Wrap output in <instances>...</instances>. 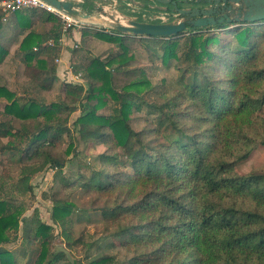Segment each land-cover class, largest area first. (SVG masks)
<instances>
[{"label": "trees", "instance_id": "16d2710c", "mask_svg": "<svg viewBox=\"0 0 264 264\" xmlns=\"http://www.w3.org/2000/svg\"><path fill=\"white\" fill-rule=\"evenodd\" d=\"M89 1L82 5L87 15L92 9ZM1 16L0 11L2 44L5 48L17 44L30 81H37L42 90L50 89L57 79L52 65L56 49L44 43L52 40L58 44L60 21L42 10L11 13L5 21ZM37 24L50 25V31L45 35L36 32ZM230 25L236 28L227 33V40L199 34L204 28L223 30ZM256 25L262 31L256 32ZM204 28L188 27L179 54L176 39L182 33L139 37L147 40L151 51L161 53L162 64L176 62L181 92L163 103L145 99L154 89L142 72L121 88L115 87L113 73L122 72L131 49L129 41L136 37L114 30L84 31L121 50L106 62L94 57L84 67L88 80L84 97L81 85L65 84V100L47 106L33 100L20 102L13 92L0 86V99L6 101L2 114L8 117L0 122V139H13L4 149L22 154L18 144L26 142L20 159H38L35 166L25 168L22 182L47 165L59 172L64 168L65 160L53 157L46 149L55 147L67 134L71 143L65 155L74 152V137L66 124L67 116L77 109L80 115L72 124L78 140L113 142L117 155L101 156L108 168H92L89 178L81 176L85 181L81 186L114 198L115 204L102 212L109 224H116L109 233L113 244L136 251L126 264H264V175L239 174L236 169L254 144L264 146L255 115L264 100V20ZM45 53L50 61L43 58ZM5 54L0 48V62ZM49 62L51 66L44 68ZM84 100L93 104L87 108ZM107 102L112 103L110 114L98 115ZM133 112L152 116L141 131L129 125ZM64 114L62 120L60 115ZM11 118L22 122L20 130L13 131ZM28 123H32L33 133H28ZM134 188L138 191L133 196ZM75 209L67 201L53 203L51 218L68 247L72 246L70 216ZM21 216L11 203L0 200V264H16L14 253L1 245L11 241L9 233L17 232L20 222L24 242L38 244L37 264H71L64 251H50V225ZM132 217L141 222L128 223ZM144 247L149 251L137 252ZM90 264H113V259L102 256Z\"/></svg>", "mask_w": 264, "mask_h": 264}, {"label": "rangeland", "instance_id": "374dc122", "mask_svg": "<svg viewBox=\"0 0 264 264\" xmlns=\"http://www.w3.org/2000/svg\"><path fill=\"white\" fill-rule=\"evenodd\" d=\"M84 1V0H83ZM140 3H145L139 7L129 4L128 0H90L92 9L90 17L93 20L84 21V28L79 30L69 29L63 31L60 23V38L57 45L50 40L44 44L55 47L56 53L52 57V65L55 67L56 80L53 81L50 89H40L37 81H30L28 71H26L23 54L17 51V44H13L5 48L0 41V48L6 50V54L0 62V86H4L9 91L13 92L20 102L33 100L36 103L49 105L54 102H63L65 95L63 92L65 84L81 85L84 89L83 97L88 93L87 79L83 75L84 67L91 61L92 58L98 57L106 62L109 59L116 57L121 53L120 48L116 44H111L105 41L98 40L84 31H103L109 33L111 28L105 23L106 18L117 23L128 21H143L160 23L173 21L176 22L180 17L172 12L161 11L158 9H149L146 5H157L150 0H136ZM154 3V4H153ZM83 11V10H82ZM104 11V12H102ZM85 13V12H84ZM107 15H111L110 18ZM156 16V17H155ZM9 19V16L6 17ZM3 20V14L1 16ZM9 21V20H8ZM5 23V22H2ZM255 31H262L260 26H253ZM50 25L37 24L35 31L45 35L50 31ZM236 28V25H230L228 28L219 30L214 27L204 28L200 30L203 36L216 35L228 39L230 31ZM228 33V34H227ZM11 35L10 32H7ZM176 40L178 43L177 52L179 54L182 49L185 32L182 33ZM227 34V35H225ZM45 41V40H44ZM147 40H140L139 37L129 41L131 49L127 54L128 61L121 66V73H113V83L116 88H121L129 80L139 76L142 72L143 76L149 81L150 86L154 89L150 93L145 94V99L149 103H163L170 97L180 93L181 86L178 84L180 73L175 69V61H171L168 66L161 63L160 52L151 51ZM2 44V45H1ZM217 51L216 47H212ZM35 49V48H34ZM33 49V50H34ZM36 51V50H34ZM48 54V53H47ZM49 55V54H48ZM48 55L43 54V58L48 61ZM50 61V60H49ZM44 68L48 69L50 62L46 63ZM118 64L114 65L117 66ZM33 68H37L33 63ZM132 70L130 74L125 71ZM42 79L39 77V80ZM87 108L93 104L86 100L83 101ZM6 101L0 99V122L6 121L8 117L2 114ZM112 103L107 102L106 106L97 111L98 115H109ZM179 108L177 110L179 111ZM181 109V108H180ZM80 115V110L77 109L67 116L66 127L70 129L74 139V152L69 156L65 155V150L68 144L71 143L66 135L62 136L61 141L53 148H47L53 157L64 159L65 166L59 172L49 165L43 170L31 176L28 182H22L25 177L23 171L28 166H35L38 159H20L23 153L25 143L18 144L21 152L15 150H5L4 146L12 138L0 139V200H5L11 203L14 209L20 210L22 218L30 219L38 218L43 223L52 227L51 240L49 244L50 251L64 249L70 257L71 264H90L102 256H109L113 259V264H126L127 260L132 257L134 252L126 248L113 244L110 231L115 228V225L109 224L106 216L102 212V208L109 209L114 203L113 197H107L97 191L85 190L81 185L84 179L89 178L90 170L105 169L101 156L114 155L118 151L110 141L106 144L100 142H83L78 140L77 129L73 126V121ZM257 117L258 132L264 136V100L261 108L255 113ZM63 120L64 115H60ZM152 116H146L145 112L131 113L129 125L138 132L146 127ZM10 125L13 131L20 130L22 122L11 118ZM32 123H28V133H33ZM30 126V127H29ZM166 137V136H165ZM77 139V140H75ZM168 139H171L168 138ZM17 144V142H15ZM248 158L240 162L236 167L239 174L258 173L264 175V146L254 144ZM30 153V152H29ZM33 153V152H32ZM28 155V154H26ZM22 172V173H21ZM30 188V189H28ZM137 188L132 190L133 196L136 195ZM56 200L67 201L73 203L76 207L71 214V247L66 245L65 240L60 235V227L53 222L51 218L53 203ZM124 222V218L120 219V223ZM139 217L128 219V223L138 224ZM11 241L1 245L2 249L14 253L16 264H37L38 244L32 241L29 244L24 242L22 222L19 224L17 232L9 233ZM80 239L81 242L75 240ZM74 242V243H73ZM73 243V244H72ZM149 249V248H148ZM146 247L141 248L137 252L149 251ZM58 264H64L59 262Z\"/></svg>", "mask_w": 264, "mask_h": 264}, {"label": "water", "instance_id": "95a60500", "mask_svg": "<svg viewBox=\"0 0 264 264\" xmlns=\"http://www.w3.org/2000/svg\"><path fill=\"white\" fill-rule=\"evenodd\" d=\"M56 9L64 10L69 15L82 20H89L90 15L81 12L79 5H73L71 2L59 0H44ZM134 2V0H131ZM194 1V0H184ZM200 0H195L198 3ZM211 6L202 9H181L176 7L174 0H153L159 5H171L174 11L181 19L176 22L152 23L142 21H128V26H122L120 23L112 22L109 28L121 34L132 35L134 37H172L187 31L188 27L204 28L215 26L216 24L231 22H253L264 20V0H203ZM158 9H164L162 6L153 5ZM68 259V253L64 249Z\"/></svg>", "mask_w": 264, "mask_h": 264}, {"label": "built area", "instance_id": "2783aa9c", "mask_svg": "<svg viewBox=\"0 0 264 264\" xmlns=\"http://www.w3.org/2000/svg\"><path fill=\"white\" fill-rule=\"evenodd\" d=\"M59 1H63V2L67 1V2H71L73 5H77V4H74L72 0H59ZM112 1L114 2L115 0H112ZM150 1L153 2V0H150ZM128 2L129 4L133 6L136 5L139 7L145 4V3L143 4V3L137 2L136 0H134V2L131 0H128ZM146 6L149 9H158V8L153 7V5H150V4H147ZM160 6H162L164 9H158V10H161L164 12L168 11L166 9L167 5H160ZM30 10H42L44 12L52 14L60 21L63 31H68L69 29L79 30V29L84 28L85 20L75 18L69 15L68 13H66L64 10L56 9L55 7H53L52 5H50L44 0H0V11L3 14V20H5V18L11 13L24 12V11H30ZM172 13L176 14L174 11H172ZM107 16L110 18L111 15H107ZM114 22H117V20L114 19Z\"/></svg>", "mask_w": 264, "mask_h": 264}, {"label": "flooded vegetation", "instance_id": "af4514ba", "mask_svg": "<svg viewBox=\"0 0 264 264\" xmlns=\"http://www.w3.org/2000/svg\"><path fill=\"white\" fill-rule=\"evenodd\" d=\"M174 1H176V7L181 8V9H192V8L202 9L204 7L211 6L210 4H207L206 2H204L203 0H200L198 3H196L195 0L186 1V2H184V0H174ZM166 9L169 12H172L173 7L171 5H167Z\"/></svg>", "mask_w": 264, "mask_h": 264}, {"label": "crops", "instance_id": "0c3cea01", "mask_svg": "<svg viewBox=\"0 0 264 264\" xmlns=\"http://www.w3.org/2000/svg\"><path fill=\"white\" fill-rule=\"evenodd\" d=\"M72 2L74 3V4H77V5H79L80 6V10H81V12H82V5H83V3L84 2H86V0H72ZM84 13V12H83ZM9 16V15H8ZM7 18H5V20H6Z\"/></svg>", "mask_w": 264, "mask_h": 264}, {"label": "bare ground", "instance_id": "6f19581e", "mask_svg": "<svg viewBox=\"0 0 264 264\" xmlns=\"http://www.w3.org/2000/svg\"><path fill=\"white\" fill-rule=\"evenodd\" d=\"M155 17H156V16H155ZM90 20H93V18H90ZM105 23H106V24H110V23H112V22H110V20H109L108 18H106ZM120 24H121L122 26H128V25L126 24V22H124V21L120 22Z\"/></svg>", "mask_w": 264, "mask_h": 264}]
</instances>
